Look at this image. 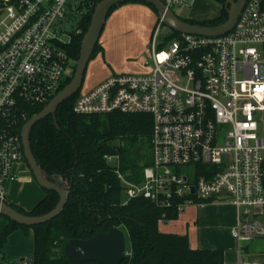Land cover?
I'll return each instance as SVG.
<instances>
[{
    "label": "built area",
    "instance_id": "2783aa9c",
    "mask_svg": "<svg viewBox=\"0 0 264 264\" xmlns=\"http://www.w3.org/2000/svg\"><path fill=\"white\" fill-rule=\"evenodd\" d=\"M191 7L197 0H160ZM90 0H0V201L25 161L18 125L29 105L48 104L71 69L66 52ZM225 36L182 35L158 44L153 31L152 68L115 75L79 96L74 113L148 114L152 118V164L141 183L127 181L115 164L126 202L149 200L177 208L217 200L237 210L230 236L239 244L264 238V0H247ZM210 167L198 176V167ZM194 188V194L191 189ZM161 220L160 222H163ZM0 264H10L0 254ZM15 264H33L26 259Z\"/></svg>",
    "mask_w": 264,
    "mask_h": 264
},
{
    "label": "trees",
    "instance_id": "16d2710c",
    "mask_svg": "<svg viewBox=\"0 0 264 264\" xmlns=\"http://www.w3.org/2000/svg\"><path fill=\"white\" fill-rule=\"evenodd\" d=\"M101 1L90 0L91 6L81 21L82 31L66 48L72 64L69 76L59 91L70 83L83 35L91 24L96 5ZM214 1L221 6L218 17L205 21L181 20L207 27L225 24L228 19L226 0ZM121 5L115 6L111 12ZM149 7L157 15L156 9ZM167 35L168 40L182 36L172 31ZM98 46L97 43L94 54ZM78 97L79 93L57 108L56 124L59 129L50 116L37 123L30 135L32 153L41 169L68 186V202L57 218L43 225L27 228L5 219L7 224L0 234L3 259H6V241L18 229L27 232L32 229L34 232L33 264H70L63 254L64 246L69 241H88L98 234L119 228L128 239L127 256L121 264H224L222 250H193L187 237L159 232L161 220L169 222L178 218L177 208L158 209L146 199L126 202L124 187L116 175V162L108 163L105 157L117 156L125 179L141 183L144 169L152 164L151 116L119 112L80 116L73 110ZM46 105L25 107L28 111L27 121L40 114ZM27 121L18 125L19 134ZM205 170L211 168L198 167V176ZM59 199L55 192L45 190L44 200L29 212L7 204L25 216L40 217L53 210Z\"/></svg>",
    "mask_w": 264,
    "mask_h": 264
},
{
    "label": "water",
    "instance_id": "95a60500",
    "mask_svg": "<svg viewBox=\"0 0 264 264\" xmlns=\"http://www.w3.org/2000/svg\"><path fill=\"white\" fill-rule=\"evenodd\" d=\"M247 0H226L225 9H227V22L220 26L207 27L203 25H193L185 20H181L175 13L163 5L160 0H103L99 2L92 14L90 26L83 35L80 45V55L75 63V71L70 79L69 85L59 91L54 99H52L42 110L41 113L31 118L24 125L21 131V140L23 146V155L26 164L31 169L35 182L43 190L53 191L60 197L58 204L53 210L44 216L33 217L25 216L10 205L0 201V218H4L12 223H16L22 227H34L43 225L57 218L68 202V186L59 179L49 176L44 169L39 166L31 149L30 135L33 128L41 120L52 117L56 124L57 108L64 102L68 101L75 94L79 93L83 86L84 74L87 65L91 60L94 50L99 42L100 35L106 26V21L111 10L126 2H142L152 6L157 11V19L166 28L167 34L172 31L181 35L202 36L207 38L221 37L227 35L238 21V17L246 5ZM2 12H0L1 16ZM59 129V126L57 125ZM194 194V188L191 189ZM127 239L123 230L113 228L107 233L98 234L88 241L71 240L63 249L70 264H86L96 262L98 264H121L127 256ZM25 259H22L23 262ZM30 260H33L31 257Z\"/></svg>",
    "mask_w": 264,
    "mask_h": 264
},
{
    "label": "crops",
    "instance_id": "0c3cea01",
    "mask_svg": "<svg viewBox=\"0 0 264 264\" xmlns=\"http://www.w3.org/2000/svg\"><path fill=\"white\" fill-rule=\"evenodd\" d=\"M194 5H197V10L187 19L196 21L212 20V18L218 17L221 13V9L219 12L212 9V14L214 12L217 13L215 16L207 18L202 15L201 17V14L206 13L212 6L199 0H197ZM150 13L155 28L158 23L157 15L153 12ZM113 29V27L104 28L100 35L101 39L104 31L107 34L104 43L100 44L103 56H105V51L109 54V49L111 50L113 48H111V45H108V43L111 42L112 39L113 43L118 40V36H114ZM150 54L151 51L146 60L143 57L134 65L128 63L127 65H118L117 63L119 62L117 61L116 65L111 63L110 65L113 67L117 66L122 71L128 70L135 72L134 74L145 73L148 69L144 67V62L150 58ZM112 72H107L106 70H101V72L99 70L94 71L92 77L95 82L89 90L106 81ZM15 169L17 178L14 182L8 183L7 186L8 204L29 212L34 206L44 200L45 190H42L35 182L32 171L25 161L17 163ZM257 214L260 220H264V207L258 209ZM236 219L237 210L229 201L217 200L213 202H203L189 206L185 211L179 214L175 221L160 222L159 232L187 237L189 246L193 250H222L224 252V264H264L263 237L248 242L242 245V248H239V244L230 236V230L236 224ZM6 224L7 221L1 217L0 234ZM6 242L5 257L7 262L15 264L22 259H31L35 246L34 232L32 229L28 232L21 229L16 230V232L8 237Z\"/></svg>",
    "mask_w": 264,
    "mask_h": 264
},
{
    "label": "rangeland",
    "instance_id": "374dc122",
    "mask_svg": "<svg viewBox=\"0 0 264 264\" xmlns=\"http://www.w3.org/2000/svg\"><path fill=\"white\" fill-rule=\"evenodd\" d=\"M199 1L212 6L211 9L207 10L206 13L201 14V17L203 15L204 17L212 18V16H215L217 14L215 12L212 14V9L216 10V12H219V10L221 9V6L216 4L214 0ZM194 4L191 7L173 8L172 11L180 19H187L191 15H193V12H196L197 10V5ZM150 12H153L152 9L146 4L140 2L125 3V5H121L111 12L109 17L107 18L105 28L113 27L114 36H118V40L113 43L112 39L111 42L108 43V45H111V48H113L111 50L109 49V54H107V52L105 51V56H103L100 44L104 43L107 38V34L104 31L103 35L101 36L102 38L98 42V49L87 65L88 67L83 79L84 83L79 92V96H83L84 93H86L94 84L95 80L92 77V73L94 71H113L112 73H110L109 78L115 75L134 74L135 72H131L128 70L122 71L117 66L113 67L112 65H110V63L116 65L117 61L119 62L117 63L118 65H127V63L134 65L138 63L141 58L144 57L145 60L148 58L149 52L151 51L150 46L153 38L152 34L154 31V21ZM159 35L160 37L158 40V44H167L168 46L170 39L168 40L167 38L168 35L165 27H162ZM144 67L146 69H151L152 64L148 63V65H144Z\"/></svg>",
    "mask_w": 264,
    "mask_h": 264
}]
</instances>
